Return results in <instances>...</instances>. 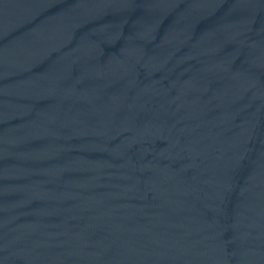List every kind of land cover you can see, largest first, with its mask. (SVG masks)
I'll return each instance as SVG.
<instances>
[{"label": "water", "instance_id": "95a60500", "mask_svg": "<svg viewBox=\"0 0 264 264\" xmlns=\"http://www.w3.org/2000/svg\"><path fill=\"white\" fill-rule=\"evenodd\" d=\"M0 264H264V0H0Z\"/></svg>", "mask_w": 264, "mask_h": 264}]
</instances>
